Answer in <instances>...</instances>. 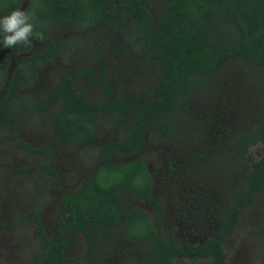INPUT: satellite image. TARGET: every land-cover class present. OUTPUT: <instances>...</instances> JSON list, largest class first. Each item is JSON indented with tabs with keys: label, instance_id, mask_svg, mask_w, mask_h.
<instances>
[{
	"label": "trees",
	"instance_id": "16d2710c",
	"mask_svg": "<svg viewBox=\"0 0 264 264\" xmlns=\"http://www.w3.org/2000/svg\"><path fill=\"white\" fill-rule=\"evenodd\" d=\"M25 2L23 10L35 17L33 35L28 43L0 48V132L6 130V139L23 153L40 156L43 179L58 176L50 166L55 147L86 149L108 118L124 132L120 140L103 145L95 175L61 198L52 236L47 235L40 214L32 212L39 242L33 264H68L80 257L88 264H108L106 253L119 232L124 241L143 245L142 264H175L178 258L225 264L226 240L234 235L239 217L258 199L259 233L264 236V157L254 161L249 155L252 145L264 144V103L258 123L233 136L230 156L242 162L246 172L240 173L246 177L232 190L225 211L216 203L209 206L210 216L220 225L214 237L204 243H184L164 233V213L153 196V178L142 158L112 163L121 155L143 152L148 132L158 139L170 137L172 114L186 113L190 98L229 65L239 63L264 76V0H160L156 15L141 0H0V14L22 9ZM61 24L88 32L94 63L61 74L56 87L43 99L31 96L27 102L24 93L37 82L35 67L51 63L59 55L49 33ZM104 29L132 40L141 49L144 59L138 67H123L126 50L122 46L114 48L117 60L108 54L98 37ZM33 43L44 49L30 53ZM111 69L140 81L141 88L136 93H119ZM152 73L157 80L147 87ZM78 80L89 82L99 97L91 100L75 86ZM27 107L41 113L53 111L49 122L56 139L46 148L33 147L18 134ZM202 159L203 152H196L193 164L199 166ZM124 190L156 207L161 218L152 220L146 211L128 209L121 195ZM78 235L83 239L84 253L68 258L66 250ZM119 264L138 263L126 255ZM257 264H264V252Z\"/></svg>",
	"mask_w": 264,
	"mask_h": 264
},
{
	"label": "rangeland",
	"instance_id": "374dc122",
	"mask_svg": "<svg viewBox=\"0 0 264 264\" xmlns=\"http://www.w3.org/2000/svg\"><path fill=\"white\" fill-rule=\"evenodd\" d=\"M116 1V0H113ZM156 15L160 0H141ZM26 6L23 4L22 9ZM2 15V14H0ZM98 37L102 47L117 60L114 48L126 50L122 65L131 70L143 61L144 54L132 40L104 29ZM59 55L51 63L35 67L37 82L24 95L27 102L32 97L43 99L57 85L59 76L70 70L92 65V45L88 32L72 24H61L49 33ZM44 47L33 43L38 52ZM13 68V67H12ZM147 79V87L157 80L156 74ZM110 76L119 93H136L140 81L116 74ZM75 86L91 100L99 97L97 91L85 80ZM29 93V95H28ZM264 103V76L239 63L226 67L222 75L209 82L200 93L190 98L186 113L174 112L170 118L173 134L158 139L146 134L147 144L138 155H121L113 164L128 163L142 158L153 178V196L160 203L164 216L163 231L175 235L183 242L204 243L219 230V220L210 216L209 206L216 203L225 211L232 190L246 177L242 162L230 156L232 139L239 131H249L261 116ZM31 104V103H30ZM53 111L37 112L27 107L18 125L19 136L36 148H46L55 140L50 126ZM123 129L113 118L102 124L97 138L86 148L57 146L53 150L50 166L58 176L40 175V156L23 153L17 145L6 139L7 131L0 132V264H33V254L39 247L32 212H38L47 235L55 232V219L61 198L73 192L80 182L92 178L100 166L98 154L106 142L120 140ZM203 152L199 166L193 164L196 152ZM254 161L264 157V144L249 148ZM246 172V170H244ZM126 207L146 211L152 220L158 217L156 207L137 200L124 190ZM261 205L259 199L238 221L236 232L225 242L228 253L226 264H257L264 252V237L260 235ZM84 242L78 235L66 257L76 258L84 253ZM126 255L138 264L145 259V249L140 244H130L118 233L114 246L106 253L108 264H119ZM68 264H88L80 257ZM175 264H210L201 259L193 262L180 258Z\"/></svg>",
	"mask_w": 264,
	"mask_h": 264
},
{
	"label": "clouds",
	"instance_id": "9594fccd",
	"mask_svg": "<svg viewBox=\"0 0 264 264\" xmlns=\"http://www.w3.org/2000/svg\"><path fill=\"white\" fill-rule=\"evenodd\" d=\"M35 17L23 9H14L0 15V48H12L28 43L33 35Z\"/></svg>",
	"mask_w": 264,
	"mask_h": 264
},
{
	"label": "flooded vegetation",
	"instance_id": "af4514ba",
	"mask_svg": "<svg viewBox=\"0 0 264 264\" xmlns=\"http://www.w3.org/2000/svg\"><path fill=\"white\" fill-rule=\"evenodd\" d=\"M112 163H113V162H112ZM256 201H257V200H256ZM163 216H164V215H163ZM240 217H241V216H240ZM240 217H239V218H240ZM158 218H161L160 215H158ZM162 218H163V217H162ZM260 218H261V217H260ZM238 221H239V220H238ZM237 225H238V224H237ZM236 228H237V227H236ZM235 232H236V229H235ZM173 236H175V235H173ZM175 237L178 238L177 236H175ZM263 237H264V236H263ZM178 239H179V238H178ZM180 240H181V239H180ZM184 243H188V242H184ZM197 244H200V243H197ZM178 259H180V258H178ZM178 259H177V260H178ZM185 259H187V258H185ZM177 260H176V261H177ZM189 260H190V259H189ZM227 260H228V259H227ZM176 261H175V263H176ZM191 261H192V260H191ZM193 262H194V261H193ZM226 262H227V261H226ZM225 264H226V263H225Z\"/></svg>",
	"mask_w": 264,
	"mask_h": 264
}]
</instances>
